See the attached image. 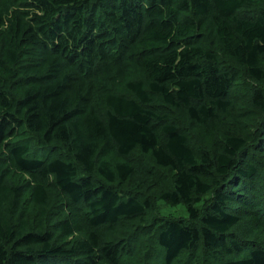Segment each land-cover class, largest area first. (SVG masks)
Masks as SVG:
<instances>
[{"label": "trees", "instance_id": "16d2710c", "mask_svg": "<svg viewBox=\"0 0 264 264\" xmlns=\"http://www.w3.org/2000/svg\"><path fill=\"white\" fill-rule=\"evenodd\" d=\"M0 264H264V0H0Z\"/></svg>", "mask_w": 264, "mask_h": 264}, {"label": "rangeland", "instance_id": "374dc122", "mask_svg": "<svg viewBox=\"0 0 264 264\" xmlns=\"http://www.w3.org/2000/svg\"><path fill=\"white\" fill-rule=\"evenodd\" d=\"M161 213L163 215H171V216H176V217L188 215L187 210L184 207L180 206V207L173 208L164 203H161Z\"/></svg>", "mask_w": 264, "mask_h": 264}]
</instances>
